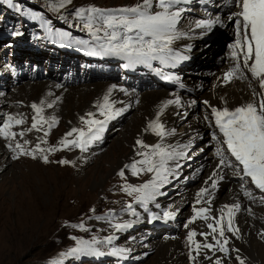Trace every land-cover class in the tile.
<instances>
[{
  "label": "rangeland",
  "instance_id": "1",
  "mask_svg": "<svg viewBox=\"0 0 264 264\" xmlns=\"http://www.w3.org/2000/svg\"><path fill=\"white\" fill-rule=\"evenodd\" d=\"M61 1L66 3L68 7L78 9L80 13L82 10L92 8L113 10L132 7L138 5L140 0ZM4 4L6 6L7 2H4ZM5 11H7L6 8ZM7 16L9 17L10 15L6 14ZM66 16L69 17L70 12H66V14L59 18L65 19ZM10 17L16 18L14 15ZM84 17L89 20L90 14L84 12ZM17 19H19V16ZM55 22H57V19H55ZM35 27L40 30L34 35L28 28L22 34L12 38L0 35V53L9 55L10 59L13 55L16 60L24 58L29 65L39 66L43 69L40 78L25 81L8 94L12 101L7 110L9 111L15 107L21 108L20 117L16 114H11V116L22 118L24 123L21 126L15 125L11 129L12 132L17 133L15 139H5L0 135V141L6 155H0V166L2 163H6L8 168L12 162V164L15 163L17 168L16 172L13 171V175H11V172L2 174L5 170L0 171V264H82L80 262L77 263V258L81 260L83 254L71 255V250L84 246H89L93 249L95 246L102 245V243L106 245L105 239L109 241V237L115 239H111L110 242L119 240L123 245L130 246V249H132L134 243L138 240H135L133 243L130 237L134 238L139 235L140 231L133 230L122 233V229H117L115 225L123 224V222L120 223L117 220L118 217L128 215V212L137 206V196L139 193L133 192L131 197L125 188L127 186L138 187L147 183L149 172L141 171L139 174L134 175L131 168L126 167L134 162L145 159L144 156H138V154L137 159L125 161L119 168L111 164H113L116 158L114 157V150L116 148L120 150V146L124 143L125 148L127 147L125 159L129 157V154L131 155L135 152L133 149H136L135 144L137 145L138 137L137 135L133 136L129 134V131L132 130L129 127L133 114L132 112H127L113 119L115 125H112L110 129L105 131L106 133L103 132L105 139L101 142L102 144H96L89 148L91 153L93 151V156L89 160L81 154L83 151L80 148L72 146L63 147L61 145V141L65 138L66 134L74 127L84 128L87 131L86 125L81 122L80 118L86 116L89 111L81 115L77 123H71V121L66 120V114L63 117L61 116V111H63V108L61 110L62 104L55 113V117L58 116L57 123L50 130L47 124L41 122L38 125L39 130L33 129L28 131L33 123V116L36 115L31 105L37 96H29L28 93L32 85L43 82L57 84L53 81H46L52 80L50 75L59 77L65 81V77L60 76L57 71L58 69H66L68 67L77 69L81 73L83 81L75 83L76 85L63 86L58 84L60 90L81 87L83 89L87 85L94 84V82L89 84V80L96 72L102 75L106 74V76L113 74L111 68H108L106 63H93L87 58L81 59L84 50L82 48L83 45L78 44V42L84 39L82 33L85 31L83 28L79 29L77 24L72 25L68 21H58L56 28L48 29V34L43 33V26L36 24ZM60 27L70 29L71 33L61 39L59 36L62 33ZM32 29L36 28L32 27ZM223 32H226V30L224 29ZM99 35L103 36V31ZM84 36L88 37L87 35ZM224 37L220 36L222 47L230 41V38ZM53 39L57 42L56 46L52 43ZM92 40L94 45H90L88 51L94 52L92 49L95 48V52H103L100 50L99 44L104 41H97L94 38ZM64 44L68 45V52L63 51ZM220 63L216 59L215 64L219 65ZM212 68L208 69L209 72L204 73V75L201 71L202 77L200 80L202 82V89L199 90L196 96H203L204 92L209 89L212 83V75H210V72L213 70ZM5 75L8 76V73L0 69V76L4 78ZM256 90L260 91L258 86H256ZM0 91L2 92V90ZM0 96L1 98L3 97V95ZM137 102L138 99L135 103ZM201 105L202 101L198 104V108ZM57 111L60 112L57 113ZM189 113L190 111L187 110V112H182L181 114H183L182 116H186ZM42 115H45L44 111ZM44 118L47 119L46 115ZM185 123L186 121L182 125H185ZM20 132H24V135L20 136ZM46 132L48 133L47 135H45ZM76 135L74 133L73 136L67 137V139H75ZM125 139L128 141L126 140L125 142ZM25 141L28 143H25ZM16 143L21 144L27 153H32L35 150V158L32 154H22L19 149L14 151ZM9 144L12 147H9ZM37 144L40 145L41 149L56 148L57 150L41 152L36 150ZM100 145H102V148H100ZM204 153L217 159L218 154H215L214 148L210 147V145L205 149ZM43 155L48 156V163L44 162ZM5 158L8 159L7 162H5ZM151 158L154 160V156ZM63 160H67L69 163H60ZM141 166L137 165L138 168ZM143 167H146V165H143ZM122 171L124 173L123 176L120 175ZM204 173V171L199 172L201 178ZM236 184L239 186L241 182H236ZM241 186L243 185L241 184ZM165 190L172 191V193L170 196L167 195V197L162 195L163 200H172L177 194H180V191L176 190V188L171 189L169 187ZM201 204L202 202L198 206ZM129 205L132 206L131 209H129ZM254 207H260L261 212H249L251 218L256 216L254 219L262 222L264 225V202L260 200L258 205ZM215 213L217 219H219L221 211L215 209ZM192 214H195L194 207L190 209L189 219H191ZM238 215H240V211L235 214L233 221L236 225L235 228H238L239 232L234 234L226 230L227 237H229L228 234L232 235L233 244L232 258L227 261V264H239V259H237L239 256L240 259L244 260L245 264H264V226L258 229L260 231L257 229H254L255 232L253 231V242L256 247H254V244L245 247L244 253L246 255L244 253L239 255V253L237 254L234 251L237 249L235 242L242 241L243 237L238 224ZM142 219H138V221ZM223 223L227 224V216H225ZM157 238L166 240L162 236ZM258 239L261 241L259 244H257ZM177 240L185 242L184 248L188 250L190 264H196V262L199 264H214L215 261L220 259L218 255L211 256L210 252L201 248L199 249V254H197L195 246L188 241V234L181 236ZM194 240L197 241L196 236ZM138 242L143 243L146 240L141 239ZM240 248V252H242V246ZM250 254L252 255L250 256ZM134 255L136 254L134 253ZM193 257H195V260ZM139 260L140 264H155L154 250H145L144 258Z\"/></svg>",
  "mask_w": 264,
  "mask_h": 264
},
{
  "label": "bare ground",
  "instance_id": "2",
  "mask_svg": "<svg viewBox=\"0 0 264 264\" xmlns=\"http://www.w3.org/2000/svg\"><path fill=\"white\" fill-rule=\"evenodd\" d=\"M210 1H216L214 6H217L218 4L223 3L224 0ZM141 2L143 3V0H140L138 4H141ZM154 4H156V0H154L153 5ZM201 4H203V2H200V5ZM234 4L235 3L232 0L231 5ZM160 10L161 9L159 8L156 11ZM170 10L175 11V6H173V8ZM218 13H220V11ZM181 16L183 17L181 24L187 25L191 23L192 25H195L192 32L187 30L184 33L181 43L174 50L175 55L177 57H181L179 63H182V61L188 59H195L193 63H190L184 69L177 71L178 79L186 83V85L192 90V94L185 95L184 93L168 89H157L139 92L125 84L118 83L114 80L96 81L94 82V84L87 85L83 89H81V87L70 89L66 88L64 90L59 89L60 84L58 82L54 80H46L53 81L57 84H53L52 82L38 83L36 85H32L28 93L29 96H37V98L32 104H40L41 101L45 102L43 111L47 119L51 116H55L56 110L60 108L59 106L63 104L61 107V110L63 108V111H61V116L63 117V115L66 114V120L71 121V123H77L79 117L88 111L97 113L96 118L103 120L104 117L100 116L98 113L97 102H102L103 97L105 95H109L110 93V99L114 104V109H122V114L127 112H132L133 114V119L131 120L129 127L132 130L129 131V134L133 136L137 135L138 140L143 141L144 144L149 146L148 148H142L139 144H135L136 149H133L135 150V152H133V154L131 155L129 154V157L125 159L124 157H126L127 155L125 153L127 147L125 148L124 143L120 146V150H118L117 148L116 150H114V157L116 158L113 164L111 165L116 168H119L125 161H134L135 159H137V154L140 152L151 153L153 151V146L157 144L166 148L168 151L174 153H182V155L178 156L176 159L168 161L167 167L171 170V174L168 175V182L164 183L163 186L159 189L160 194L155 195L154 198L148 202H152L160 206V208L162 209L161 213L165 211L164 209L169 208L173 212L177 213L179 220L183 219L187 222L190 217V209H192V207H194L195 209H199L207 206L205 202H202V204L198 206L199 204L196 203L197 193L201 188L207 186L209 187V185L211 184L209 176L217 170L219 160L221 158L220 154L217 155V159H214L213 156H207L204 153L205 149L209 145L210 147L214 145V142L211 138V127L208 125L204 117L206 110L212 111V108H217L221 110L225 107H227L228 109H234L235 107L241 106L242 104L255 99V97L252 94V85L249 86L247 83L240 79L235 80L231 83L225 82V80L223 79L224 73L228 69L227 65L235 62V60L233 59V57L227 56L226 58H224V60L221 61L219 65L215 64L219 53L214 50V47L217 44L221 43V39L220 37H218V40L216 39L215 41L217 43H215L211 47H208L209 43H206L209 42L207 41V39L215 34V32H211L212 28L215 25L211 28V30L197 28L196 21L198 20H192V18L190 17L185 18L184 14H181ZM215 17L216 14L214 13H206L203 15L202 19H215ZM234 25L235 23L232 22L230 25L224 28L226 32H223L221 34V37L225 38L224 36H226L231 39V28ZM206 53L208 54V56L207 58H204L203 55ZM153 61L154 60H152V62ZM161 65H164V63H161ZM210 68H212L213 70L217 69V71L214 74H211L210 72V75H212V83L210 82L211 85L209 86V89L204 92L203 96L198 97L196 96V94H198L199 90L202 89V82L200 78L202 77V74L204 75V73H208V69ZM7 79V75H5L4 78L0 76V80L2 81H7ZM12 91L13 90L7 91L6 93L0 91V95H3L2 98L0 96V119H3L6 115L11 114H16L18 115V117L21 116V108L14 106L15 108H11L9 111L7 110L12 101L10 100L8 94ZM177 98L179 99V104L173 103L168 104L166 107L164 106L167 101H174ZM201 98H205V101H207V103L202 102V105L198 108V104L200 103ZM137 99L138 102L135 103ZM193 101H195L194 104L192 103ZM53 102V107L48 108L46 106L47 103ZM182 109H185V112H187L188 110L190 111V113L186 116H182ZM58 112L60 111H57V113ZM45 115L43 117H45ZM57 117L58 116H56V118ZM157 119H159V122L164 125V130L166 133L164 136L157 135L155 131L149 128L150 122L156 121ZM185 121V125H182V123ZM112 125H115L113 119L108 120L107 123L104 125L103 132L110 129ZM104 139L105 136L100 135V138L92 141L88 145V149L83 151L81 154H83L89 160L90 157L93 156V151L91 153L89 151V148L96 144L99 145L102 141H104ZM126 140L127 139H125V142ZM100 148H102V145H100ZM0 155L6 156L4 154L3 145L1 141ZM158 160L159 156H154V161ZM7 161L8 159L5 158V162ZM177 165H179V167H177ZM16 170L17 168L15 166V163L12 164V162L8 166V168L6 163H2V165L0 166V171H4L2 174L11 172V175H13V171L16 172ZM200 171L205 172L202 178L199 175ZM236 174L237 173L234 167L221 168L219 170V175L224 178V181L221 183V189L218 191V194H216L217 199L215 200L214 204L216 207L215 209H217L218 211H220L225 205H231L233 203H239L241 205L239 210L240 215H238V224L240 227V231L243 234V237L242 241L235 242L236 248L239 249V252H237V254L239 253L240 255L241 253H244L245 247L254 244V229L258 230L261 226L264 225L262 222H258L254 219L256 216L254 218H251V214H249V209L252 212H261L260 207H254L258 205L259 202L256 200H252L250 197L245 195V191H247L246 187L244 185L241 186V184L239 186L236 184ZM154 176L155 172H149V179H147V183L151 181ZM206 181L208 182L207 184L205 183ZM169 187L171 189L176 188V190L180 191V194H177L172 200H163V198L159 196H170L172 191L165 190ZM157 199H159V203L157 202ZM149 210L150 207H136L134 210H131L129 212L127 211L128 215L118 217L117 220L120 223L123 222V224H147L148 219L145 213H149ZM244 210L248 213H246ZM239 211L237 213H239ZM133 212H135V214H133ZM138 219L142 220L138 221ZM194 229L199 228L194 227ZM202 232L211 231L201 230L200 233ZM200 233L196 235V240L201 243L206 242L208 238L207 240H205V237L200 235ZM152 236L153 234H142L141 238L145 239L146 242L137 243L136 241L132 249H130V246H127L126 250L129 253H135L136 255L134 256L138 259L144 258L145 250H154L156 259L155 264H190V260L188 258V250L184 248L185 242H183V240L180 241L176 238L163 240L161 238L158 239L157 237ZM228 236L232 238L231 234H228ZM259 242L261 241L259 240L257 244H259ZM241 246L243 249L242 252H240ZM254 247H256L255 244ZM248 249L250 250V248ZM253 250L255 251V249ZM244 255L246 254L244 253ZM251 255L252 254H250V256Z\"/></svg>",
  "mask_w": 264,
  "mask_h": 264
},
{
  "label": "snow or ice",
  "instance_id": "3",
  "mask_svg": "<svg viewBox=\"0 0 264 264\" xmlns=\"http://www.w3.org/2000/svg\"><path fill=\"white\" fill-rule=\"evenodd\" d=\"M12 0H9L11 3ZM70 2V0H68ZM182 0H156L160 11L153 12L154 0H143L142 4H138L132 7H125L121 9L113 10H101V9H85L82 10L79 15L84 17V12L90 14V19L85 24V27L89 29L93 38L97 41H104L99 44L101 51L108 55L122 57L127 60L124 67H132L138 64L150 65L152 60H160L162 63L167 64L169 60L175 61L181 59L172 53L170 47L173 40L177 38L176 25L181 16V10L171 11L173 6L178 5ZM235 5L239 8V11L233 12L229 15V20L235 21L236 41L231 47L233 48L232 57L235 60V64L224 74L225 82H230L232 79H246L245 72L251 73V76L258 84L260 91L256 89L252 90V94L255 99L235 107L233 110H229L227 107L222 110L212 108V115L215 117V124L219 127L221 133H223L224 143L230 150L231 155L235 158V161L242 166L237 175L242 172L241 178L248 177L254 183L255 187L261 192H264V0H233ZM63 4H61V7ZM222 23L220 17L208 20L196 21V27L211 30V28ZM103 31V36L98 35ZM19 35V33H15ZM67 33H60L59 36L63 39ZM147 38V39H146ZM88 41L81 40L78 44L88 45ZM95 52V48L92 49ZM243 53L242 59L239 55ZM251 61V63H250ZM171 79V77H168ZM251 83V82H250ZM115 87V86H113ZM111 91V90H110ZM179 104V99L169 100L164 105ZM193 104L195 101L192 102ZM204 103H207L205 101ZM45 102L41 101L40 104H32L31 107L35 111L36 115L33 116V123L28 131L33 129L39 130L38 125L43 122L47 124L49 130L57 123V118L51 116L45 119L42 115ZM48 108L54 106L53 103H47ZM98 113L103 116L104 119H97V113L89 112L86 116H82L81 122L86 125L87 131L84 128H73L68 132L65 138L61 141L63 147H78L82 151L87 150L88 145L100 138L104 125L108 120L115 118L122 114V109H114V104L109 95L103 97L102 102H97ZM19 125L24 123L22 118H14L9 115L7 120L4 121L3 126L0 127V135L6 139H15L17 133L10 131L12 122ZM149 128L156 132L159 136H164V125L159 122V119L152 121L149 124ZM77 134L75 139L69 140L67 137ZM48 133L46 132L45 135ZM20 136L24 135V132L19 133ZM46 142V141H43ZM25 143H28L25 141ZM142 148H148L149 146L144 144L143 141L137 140ZM12 147L11 144L8 145ZM187 147V146H185ZM19 149L22 154H32L35 158V150L32 153H27L23 146L19 143L15 144V149ZM36 150L41 152L56 151V148L41 149L40 145H36ZM138 155L145 157L143 161L134 162L130 167L133 174H139L141 171L155 172L154 178L148 183L142 184L138 187L127 186L125 188L129 195L133 192L139 193L137 201L147 206L148 201L152 200L155 195L160 194L159 189L164 183L168 182V175L171 174V170L167 167L169 160L176 159L181 156L182 153H174L168 151L166 148L157 144L153 146L151 153L140 152ZM159 156L158 161H154L151 157ZM220 160L218 168L210 176L211 188L217 187V178L222 179L219 175L221 168L235 167L231 162L227 161L223 153L220 152ZM18 158V157H13ZM43 160L48 163V156L43 155ZM60 163L67 164L69 161L63 160ZM142 165L140 168L137 165ZM146 165V167H143ZM179 167V165H177ZM124 175L123 171L120 173ZM208 183L207 181L205 182ZM211 193L208 187L201 188L197 193L196 203L201 202L211 203L210 200L204 201L205 196H210ZM245 195L253 198L251 191H245ZM261 202H264V196L261 198ZM131 209V205L128 206ZM241 205L239 203H233L231 205H225L220 211L221 216L219 219L210 216V209L203 207L199 209L194 208L195 215L188 222L193 223L196 219L200 218L205 221L212 220L213 222L207 223V228L211 232H202L200 235L207 240L209 235H213L215 239V245L213 243H204L201 245L194 240L197 235L195 230H192L188 234V241L195 246L197 254L201 247L209 250H218L224 253H228L229 249L225 247L228 244V239L225 237V231L235 233L239 232L238 228H234L233 218L235 214L240 210ZM251 210L249 209V212ZM135 214V212H133ZM176 213L173 211H166L163 214L165 219H174ZM227 216V224L223 222ZM156 215H153L152 219H158ZM128 224H116L117 229H123L128 227ZM188 225L186 224L185 227ZM218 232L219 237H223V242L216 239L215 235ZM111 237H109V241ZM216 245H219L216 248ZM95 251L89 246L77 247L71 250V255L75 254H87ZM234 251L239 252V249ZM114 255L119 254L114 251ZM195 260V257H193ZM239 259V264H245L243 259ZM216 264H220L217 260Z\"/></svg>",
  "mask_w": 264,
  "mask_h": 264
},
{
  "label": "trees",
  "instance_id": "4",
  "mask_svg": "<svg viewBox=\"0 0 264 264\" xmlns=\"http://www.w3.org/2000/svg\"><path fill=\"white\" fill-rule=\"evenodd\" d=\"M35 1H37L38 3L41 1L40 4L44 2V5L49 9H51L53 12H63L67 8H69L68 6H66V3L62 2L61 0H35ZM61 4H63L62 7Z\"/></svg>",
  "mask_w": 264,
  "mask_h": 264
}]
</instances>
